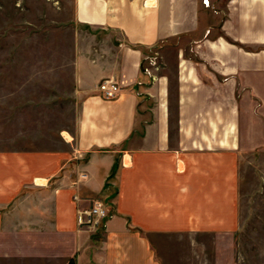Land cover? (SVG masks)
Wrapping results in <instances>:
<instances>
[{
	"label": "crops",
	"instance_id": "0c3cea01",
	"mask_svg": "<svg viewBox=\"0 0 264 264\" xmlns=\"http://www.w3.org/2000/svg\"><path fill=\"white\" fill-rule=\"evenodd\" d=\"M52 10L40 29L54 45L7 51L19 92L8 118L66 104L67 123L42 131L60 136L56 149H0V255L234 263L238 87L264 72V0H73L68 20ZM105 80L121 87L113 100ZM75 196L108 204L97 231L79 227Z\"/></svg>",
	"mask_w": 264,
	"mask_h": 264
},
{
	"label": "rangeland",
	"instance_id": "374dc122",
	"mask_svg": "<svg viewBox=\"0 0 264 264\" xmlns=\"http://www.w3.org/2000/svg\"><path fill=\"white\" fill-rule=\"evenodd\" d=\"M72 1L0 0V83L3 82L0 86V149L20 147L25 144L38 149H56L60 145L59 135H45L42 131L45 128L51 130L55 126L61 127L63 123H67L66 104L53 108L33 104L34 108L30 113L22 115L25 111H21L17 119L8 118L10 95L13 93L19 96V92L14 86H10L11 82L8 81L14 78L9 76L7 51L9 48L23 46L54 45V41L49 42L47 40L49 38L41 33L40 24L46 20L43 16L47 15V21L51 20L50 16L55 13L52 5L59 4L63 6V11L60 13L65 20H68L72 13ZM205 1L204 4L209 6L210 0L207 1L208 3ZM27 23L31 25L27 26ZM44 38H46L45 43ZM152 56L154 55L150 57ZM2 64H6V67H2ZM20 69L21 66H18L17 74L23 79ZM238 98L242 142L239 160L241 223L236 236L234 263L230 257H226L225 262L226 264H264V72H257L254 77L241 79ZM65 136L69 137L67 134ZM35 262L40 264V260H33L29 256L9 259L4 253L0 255V264H35Z\"/></svg>",
	"mask_w": 264,
	"mask_h": 264
},
{
	"label": "built area",
	"instance_id": "2783aa9c",
	"mask_svg": "<svg viewBox=\"0 0 264 264\" xmlns=\"http://www.w3.org/2000/svg\"><path fill=\"white\" fill-rule=\"evenodd\" d=\"M99 89L102 98L105 100H113L121 92V87L114 81L109 80L103 81L100 84ZM83 177L86 178L85 175ZM75 201L79 205L77 218L78 225L82 229L97 231L102 223L109 217V207L103 201L95 200L89 205L82 207L80 205L81 199L79 196H75Z\"/></svg>",
	"mask_w": 264,
	"mask_h": 264
}]
</instances>
